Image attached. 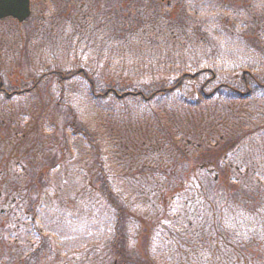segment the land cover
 <instances>
[{
  "label": "rangeland",
  "instance_id": "374dc122",
  "mask_svg": "<svg viewBox=\"0 0 264 264\" xmlns=\"http://www.w3.org/2000/svg\"><path fill=\"white\" fill-rule=\"evenodd\" d=\"M139 1L33 0V12L29 20L37 27V24L41 23V28L51 31L53 37L41 43L38 39L34 40V36L33 43L28 47L34 52L44 46V41H48L49 45H53L52 51H55L52 59L47 57L39 60L40 56L34 53L33 68L37 67L40 72L48 68L66 71L75 69L77 72H80L81 66L89 71L95 68L97 73L91 76L99 82L100 89L111 86L122 90L128 85L138 89L141 86L151 88L159 84L153 81L173 77L175 72L163 66L165 59L159 56L160 47L163 46L161 39L156 45L159 48L158 52L146 50L145 44L139 41L126 45L132 48L144 47L141 49L145 50L146 62L153 59L156 65L152 68H147L145 63L146 66L141 65V69L130 71L128 67L134 64H128L116 73L112 68L115 66L109 65V62L105 63L104 57L95 59L89 56V51L85 52L86 56L82 60L75 56L78 49L73 47L76 46L75 34L77 45H81L79 41L81 27L75 26L76 20L83 23L84 15L91 14L93 19L90 22L104 19L103 22L107 23V18L112 19L120 9L127 11L131 7L135 12L137 9H144ZM157 1L155 6L158 4ZM160 2L158 10L166 12L167 9L164 7L169 4L179 23L187 22L186 27H189L191 32L203 30L204 34L211 38L212 47L218 45L222 48V58L219 57L218 62L225 63V68L223 72L221 71L220 80L240 79L242 67L248 65L246 63L254 64L255 68L259 65L260 69H256L255 72L264 76V50L258 49V46L264 49V0H191L193 13L188 8H182L183 10L177 8L175 0ZM213 2H216L215 5L219 8L212 7L211 10L210 5ZM229 2L233 4L230 7L231 11ZM80 5H84L83 8ZM43 9L48 13L44 19H39V13ZM143 11L148 14L146 9ZM61 13L63 20L59 18ZM122 23L129 25V20L125 19ZM221 23L226 27H233L238 32L242 30L243 23L245 37L250 41L247 45L253 48L248 50L242 46L240 36H236L233 42H230L226 37L214 35L211 29L220 30ZM7 24L10 22L1 25ZM15 34L11 32L9 37L11 40L7 43L17 44L19 36ZM85 34L87 38L88 35ZM190 38L191 35L189 39L184 37L178 41L183 43L179 44L182 45V53H191L197 55V58L198 55L210 54L209 45L205 44L206 40L198 39L191 42ZM143 42L146 43L145 38ZM252 42L259 45L254 47ZM5 43L0 38V48ZM108 45L111 47L113 44L109 42ZM71 47L73 50H70ZM46 49L50 51V47ZM10 50L3 47L2 54L0 53L3 71L8 73L11 71L3 77L6 86L20 84L19 82L26 78L29 69L27 65L17 66V56L9 61ZM136 54L134 52V55ZM183 57L172 54L170 59L181 62ZM190 63L191 60L188 59L187 65ZM234 63L240 68L236 69ZM188 67H191V64ZM186 70L191 71V68ZM52 80L51 77H47L23 96L9 99L0 93V120L13 116L11 122H4L5 131L0 130V183L2 176L9 172L10 184H16L19 191L21 190V193L10 194L9 200L0 205V264H110L113 261L108 250V240L114 234L113 223L116 214L98 179L99 162L105 166L104 171L108 174L113 189L130 211L127 220V247L143 261L149 259L148 257L155 259L158 264H180L183 258L193 261L192 248L194 249L195 245L202 247L203 238L208 236L212 241H218L209 227L210 216L204 218L197 211L205 201L204 190L198 185L201 178L197 174L209 171L211 176L216 178L214 179L216 184L219 182L222 184V181L225 184L226 178L219 168L221 160L211 163L207 154L222 147V144L218 143L219 136L221 131L231 124L230 118L234 119L237 114L240 120L250 114L249 103L247 105L245 102H236L231 108L221 112L224 117L212 121L213 113L210 111L207 113L203 109L190 111L180 108L174 114L175 109L158 107L157 101L147 103L131 95L132 93L120 100L110 94L108 99L94 102L89 100L83 91L88 82L84 85L82 78L77 74L65 81V100L61 101L60 107H56L54 105L59 90L58 84ZM28 85L31 86V82ZM199 85V82L187 81L180 93L186 94L190 89L192 93H197ZM174 99L175 101L172 99L170 103L175 105V108L179 107L176 103L178 96H174ZM261 103V100L257 99L256 108L264 113V105L261 106ZM68 106L76 114L78 127L86 131L93 142H90L87 135L82 133L77 135L72 129L66 132V127L71 128L69 123H66L72 115ZM261 107L263 110L258 109ZM153 112L160 116L162 123L168 120L177 123V127L171 126L175 129H169L172 134L170 138L166 137L163 130L155 131L154 128L157 126H149L147 120L141 124L143 119L146 116L149 118ZM258 115L263 116L262 113ZM260 123L264 130L263 120H260ZM247 128H252V125L249 124ZM177 133L188 135L181 138L177 137ZM64 137H67L65 142ZM250 142L253 157L261 164L259 168L261 169L264 167V137L256 136ZM186 143H189V146ZM180 148L186 149V154ZM13 149L15 152L11 153ZM232 154L233 152L228 153L229 156ZM53 155L56 156L57 167L51 170L47 165L50 164ZM235 166L238 168L237 162L232 167L234 169L230 168V174L231 178L236 180V184L244 185L249 192L248 195L255 194L258 199L262 198L259 228L254 226L250 228L254 232H264V181L257 182V177L239 175ZM194 167L198 171L195 178L192 174ZM42 173L46 174L44 183L38 179H34V183L42 190V197L46 202L44 208L40 210L39 219H34L29 210L32 201H22L20 195L26 196L27 192V195L34 194V197H37L38 194L33 193L29 184L32 183V176L41 177ZM0 198L4 200L5 193H0ZM225 216L226 214H222L220 219L227 225L228 230L231 231L232 227L238 229L241 227L242 223L240 225L233 218L229 219V215L225 219ZM247 218L251 220V216ZM155 224H157L156 228H153L155 230L147 233L146 228L150 230ZM243 228L242 226L240 229ZM173 232H179L181 235H172ZM222 245L223 243L218 241V245H213L212 252L222 248ZM207 249L203 246L199 251Z\"/></svg>",
  "mask_w": 264,
  "mask_h": 264
},
{
  "label": "trees",
  "instance_id": "16d2710c",
  "mask_svg": "<svg viewBox=\"0 0 264 264\" xmlns=\"http://www.w3.org/2000/svg\"><path fill=\"white\" fill-rule=\"evenodd\" d=\"M156 1L157 0L139 1V4L148 11V14L143 11L144 9H137V12H135V9L132 10L131 7L127 11L125 9H120L117 15L112 17V19L107 18V23L106 21L103 22L104 19L98 22H90L93 19L91 14H83V23L77 22V20L75 21V26L81 27V31L79 33V41L81 45H77L78 40L75 34L76 46L73 47L78 48L75 51V56H79L81 60L86 56L85 52L89 51V56L95 59L104 57V62H109V65L111 66L114 65L115 68H112L116 71V73H118V71L122 69L123 66H128V64H134V66L128 67L130 71H134V69L136 70V68L141 69V65L146 66V64L148 66L147 68L156 66L152 61L153 59H149L146 62L144 58L145 50L141 49L144 47L132 48L126 45L131 42L139 41V43L142 42L145 44L146 50L148 49L150 52L156 50L158 52L159 48H157L156 45L159 39H161L163 41V46L160 47L161 54L158 55L162 56V58L165 59V61L163 62V66L175 73H173V77L162 78L153 81L159 83L157 87L154 86L151 88H145L144 86H141V88L138 89L135 88V86L133 87L128 85L122 90L111 86L100 89L99 82L91 76L92 74L97 73V69H93L92 66V71H89L81 66L79 68L80 72H77L75 69L66 71L59 68H48L47 70L40 72L37 67L33 68L32 66L34 61L32 55L34 53H37V56H40L39 60L41 58L47 57H50V59H52L55 51H52L53 45H49L48 42L49 40H51V37H53L52 32L49 30H43L41 28V23H35L38 25V28L36 25H33L30 20L24 23H19L12 18H5L0 20V38L6 42L3 47L11 49V54L9 55L11 59L9 60V58L7 57L8 54L6 55V58L11 61L15 58V56H17V66L19 67L22 65H27L31 71L27 69L28 74L26 78H23V80L19 82L20 84H10L6 86L3 77L4 75L11 73V71L9 73L8 71H3L4 68L2 69V66L0 65V81L4 82L5 84L3 85V89H1V92H9L11 96H13L14 94L25 95V93L31 92L47 77H51L53 79L52 81L58 84L59 90L57 102H55L54 106L60 107L62 104L61 101L65 100V81L78 74L82 78V83H84V85H86V82H88V85H86L83 91L87 95L88 99L94 102L108 99L110 94L116 96L115 98L120 100L121 98L126 97V92H130L131 90H133L131 91V95L145 100L147 103L157 101L156 104L158 107L166 106L175 109L174 114L180 108H185L186 110L190 111L203 109L204 112L207 113L210 111L213 113L212 121H216L217 119L224 117L221 112H224L226 109L228 110L232 107V105H235L236 102H245L247 103V105L249 103L250 107L248 106V110L250 114H248V116L245 115L244 118L240 120H238L239 117L237 114L235 115L234 119L230 118L229 120H232L231 124L228 125L225 129H221L222 131L219 136L220 142L218 141V143L222 144V147H219L217 151L212 150L207 154L211 163L221 160V166L218 167L221 169L223 176L226 178L225 184L223 181L222 184H220L221 182L216 184L214 180L216 178H213L209 171H204V173L197 174L201 178L198 185L202 190H204V193H202L204 194L205 200L203 202L204 204L201 206V208L197 209V211L199 212V214H201V216H204V218H206L205 216H210L209 220L211 221L209 223V227H211L215 238L223 243L222 248L215 249L216 252L213 253V245H218V241H212L211 238L206 236V238L202 239V242L204 243L203 246L205 248H208L207 251H199L203 246L201 247L200 245H195L194 249L192 248V250L194 251H192L193 261L188 258H183L180 260V264H264V232H254V230L250 228L252 226L258 227V219L262 211V207H260L262 198L258 199L255 194L248 195L249 192L248 190H246V187L244 185H237L236 180H233L231 178L232 175L230 174V168H232L237 162L238 168H236L235 166V169L239 171V175H243L246 177H257V182L264 181V167L259 169L261 164L257 162L255 157H253L254 152L251 148L250 142L256 136H259V138L264 137L263 126H261L262 124L260 123V120H263L264 123V113L263 111L261 112L256 108L257 99L261 100V106L264 105V76L255 72V70L260 66L258 65L255 68L254 64L246 63L248 65L246 67H242V74L240 79L235 78L227 80V78H223V80H220L221 71L223 72L225 68V63L218 62V58L221 57V54H223L221 52L222 48L218 45L212 47L211 38L208 37L207 34H204L203 30H194V32H191L189 31V27H186V25L188 24L187 22L184 21L183 24L179 23L177 16H175V12L171 10L169 4L164 7L167 9L166 12L158 10L157 6L160 0L157 1V6H155ZM175 3L177 5V8H188L191 10V13H193L192 10L194 7L191 3V0H175ZM215 4L216 2H213L210 5L211 10H213L215 7L219 8V6ZM231 5L233 4L230 3V11L232 10L230 8ZM83 6L84 5H80L81 8H83ZM47 13L48 11L43 9V11L39 13V19H44ZM62 14L63 13L59 15V18L61 19ZM125 19L129 20V25L122 23V21ZM119 20L121 21V23ZM7 21H9L10 24H7L5 26L1 25ZM243 23L241 24L242 30L240 28V32H238L236 29H233V27H226L224 23L220 24V30L211 29V31H213L214 35L226 37L230 42H233V39L236 36H240L243 41L241 45L245 46V48H247L248 50H251L253 47L247 45V43H249L250 41L245 37ZM11 32H13L14 34L16 32H20L19 35L15 34L16 36H19L17 38V44L16 42H13V44L7 43L11 40L9 39V37L11 36ZM85 33H87L88 35L87 38H85ZM190 35V39H192L191 42H195V40L198 39L206 40L207 42L205 44L209 45L208 48L210 49V54L207 56L198 55L197 58V55H191V53L187 52L182 53V45L179 46V44L183 43H180L178 41L183 40L184 37L189 39ZM33 37L34 40L38 39V41L41 43L43 40L48 41H44V46L37 48L33 52L32 48L28 47L30 43H33ZM144 38L146 43L143 42ZM84 39L85 41H83ZM13 40L16 41L15 39ZM109 42L113 44L111 47H109L108 45ZM252 45L254 47H257L259 43L252 42ZM46 47H50L49 52ZM2 48H0L1 54ZM258 49H260L261 51L264 50L262 46H258ZM70 50H73V48L71 47ZM18 51L23 52L19 53ZM134 52H136L137 54L134 55ZM172 54H175L178 57H183L184 55H186V57H183L184 59L181 62H175L170 59ZM181 54L183 56H181ZM248 58H250L249 55ZM188 59L191 60V67H188V65L190 64L187 65ZM231 63H233V61ZM238 64H240V62ZM237 66L238 65H235L236 69L240 68V66ZM187 68H191V71L186 70ZM226 71L228 72L227 69ZM36 73L38 74L35 75ZM54 77H56V80H54ZM191 80L200 83L197 93H192L191 89L186 94L180 93L183 85L187 81ZM29 82H31V86L28 85ZM119 95H121L122 97H119ZM174 96H178V101H176V103L179 105V107L176 108L174 107L175 105L173 106L170 103V100L172 99L175 101ZM68 109L72 115L68 118L66 123H69V126L71 128L66 127V132L68 129H72L77 135L78 133L87 135L88 133L86 131L78 127V121L73 109L69 106ZM258 109L263 110L262 107ZM259 113H262L263 116H259ZM12 119L13 116H10L9 118H1L0 130L3 129L5 131L6 127L4 125V122H11ZM146 120L149 122V126H157L156 128H154L155 131L163 130L167 138H170L172 135L169 129H175L171 126L176 125L177 127V123H173L170 120L162 123L160 116L158 114H155L154 112L149 116V118L148 116H146L141 124L145 123ZM249 124L252 125V128L250 129L247 128ZM151 130H153V128ZM186 135L188 134L177 133V137L181 138L185 137ZM87 137L90 142H93L90 135H87ZM66 139L67 137H64L63 141L65 142ZM186 145L189 146V143H186ZM180 149L183 153L186 152V149ZM14 152L15 150L13 149L11 153ZM230 152H233L231 156L228 155V153ZM51 159L52 160L50 164H48L47 166L49 167V169L53 170L57 167V162H55L56 156L53 155ZM99 163L100 172L98 174V179L101 181V188L104 192V195L106 196L116 214V218L113 223L114 234L109 238V242L107 241L109 243L108 250H110V254L113 258V261L110 264H158L155 259L152 260L150 259V257H148L149 259L143 261L132 249H129L127 247V220L129 218L130 211L125 206V203L119 199V196L113 189L108 174L104 171L105 166L101 162ZM192 171V174L195 178L196 173L198 172L196 170V167H194ZM8 174L9 172L2 176V180L0 183V193H5L4 200L0 198V205H4L3 203L9 200L10 194L12 195L21 193V190L19 191V187H17L16 184H10V180L8 178L10 174ZM42 175L43 176L41 177L32 176V183L29 184V187H32L31 190H33V193L35 192L38 194L37 197H34V194L27 195L26 191V196L20 195L22 201H32V206H29V210L33 214L34 219H39L40 210L44 208V203L46 202L44 201L45 198L42 197V190H39V188L34 183V179H38L44 183L43 179H45L46 174L42 173ZM178 190L180 191L181 189L179 188ZM244 197H246L247 199H245ZM222 214H226L225 219H227V216L229 215V219L233 218L234 221H236L240 225L242 223L240 228L242 229L243 226V230L233 227L231 231L228 230L227 225H225V223L223 224L220 219ZM247 216H251V220H249L248 218L246 219ZM157 224H155L150 230L146 228V232H151L153 228H156ZM42 228L45 230L44 226ZM171 234L177 236L181 235L179 234V232H173ZM206 252H208V254H206ZM26 255H28V252L26 253Z\"/></svg>",
  "mask_w": 264,
  "mask_h": 264
},
{
  "label": "water",
  "instance_id": "95a60500",
  "mask_svg": "<svg viewBox=\"0 0 264 264\" xmlns=\"http://www.w3.org/2000/svg\"><path fill=\"white\" fill-rule=\"evenodd\" d=\"M30 13V0H0V18L14 16L22 21Z\"/></svg>",
  "mask_w": 264,
  "mask_h": 264
}]
</instances>
